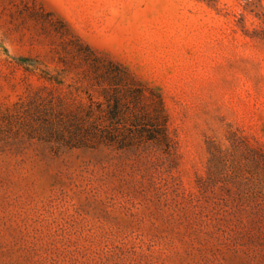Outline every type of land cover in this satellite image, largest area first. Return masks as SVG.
Returning <instances> with one entry per match:
<instances>
[{"label":"rangeland","instance_id":"374dc122","mask_svg":"<svg viewBox=\"0 0 264 264\" xmlns=\"http://www.w3.org/2000/svg\"><path fill=\"white\" fill-rule=\"evenodd\" d=\"M95 56L168 142L64 141ZM0 264H264V0H0Z\"/></svg>","mask_w":264,"mask_h":264},{"label":"trees","instance_id":"16d2710c","mask_svg":"<svg viewBox=\"0 0 264 264\" xmlns=\"http://www.w3.org/2000/svg\"><path fill=\"white\" fill-rule=\"evenodd\" d=\"M83 74L92 81L90 84L98 87L103 99H96L89 92V101H81L77 108L69 111L68 120L64 119L67 136L53 124L49 125L52 133L62 135L71 147L104 144L129 149L141 144L168 142L161 95L147 87L125 65L95 56Z\"/></svg>","mask_w":264,"mask_h":264}]
</instances>
